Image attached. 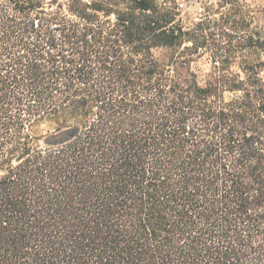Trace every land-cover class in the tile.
I'll return each instance as SVG.
<instances>
[{
    "label": "trees",
    "instance_id": "trees-1",
    "mask_svg": "<svg viewBox=\"0 0 264 264\" xmlns=\"http://www.w3.org/2000/svg\"><path fill=\"white\" fill-rule=\"evenodd\" d=\"M202 15L0 0V264H264V4Z\"/></svg>",
    "mask_w": 264,
    "mask_h": 264
},
{
    "label": "rangeland",
    "instance_id": "rangeland-1",
    "mask_svg": "<svg viewBox=\"0 0 264 264\" xmlns=\"http://www.w3.org/2000/svg\"><path fill=\"white\" fill-rule=\"evenodd\" d=\"M181 19L184 24L190 28H200L202 22V14L206 12L209 6L216 4L217 0H178ZM251 5H263L264 0H249ZM163 58L167 57V52L161 53ZM264 58V56H263ZM214 63L212 61V56L208 53L204 56L197 58L194 62V68L199 74V80L202 85H207L210 80V75L213 71ZM234 71H239L237 64L232 66ZM261 80L264 83V67L260 71ZM231 94L227 93L225 95L226 99L231 98ZM54 128V122L52 120H45L40 122L36 127L35 134L46 135L48 132Z\"/></svg>",
    "mask_w": 264,
    "mask_h": 264
},
{
    "label": "water",
    "instance_id": "water-1",
    "mask_svg": "<svg viewBox=\"0 0 264 264\" xmlns=\"http://www.w3.org/2000/svg\"><path fill=\"white\" fill-rule=\"evenodd\" d=\"M51 137H49L48 139H50Z\"/></svg>",
    "mask_w": 264,
    "mask_h": 264
}]
</instances>
